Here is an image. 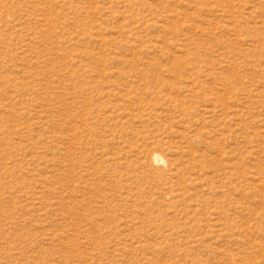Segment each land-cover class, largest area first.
Segmentation results:
<instances>
[{
	"label": "rangeland",
	"instance_id": "obj_1",
	"mask_svg": "<svg viewBox=\"0 0 264 264\" xmlns=\"http://www.w3.org/2000/svg\"><path fill=\"white\" fill-rule=\"evenodd\" d=\"M0 264H264V0H0Z\"/></svg>",
	"mask_w": 264,
	"mask_h": 264
},
{
	"label": "bare ground",
	"instance_id": "obj_2",
	"mask_svg": "<svg viewBox=\"0 0 264 264\" xmlns=\"http://www.w3.org/2000/svg\"><path fill=\"white\" fill-rule=\"evenodd\" d=\"M154 160L157 161V162L162 161V160L165 161V160H164L160 155H158V154L154 156Z\"/></svg>",
	"mask_w": 264,
	"mask_h": 264
}]
</instances>
